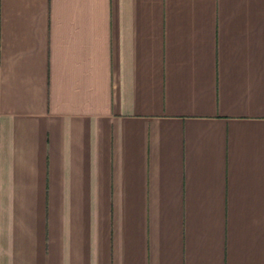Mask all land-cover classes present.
Instances as JSON below:
<instances>
[{
    "label": "crops",
    "instance_id": "1",
    "mask_svg": "<svg viewBox=\"0 0 264 264\" xmlns=\"http://www.w3.org/2000/svg\"><path fill=\"white\" fill-rule=\"evenodd\" d=\"M0 264H264V0H0Z\"/></svg>",
    "mask_w": 264,
    "mask_h": 264
}]
</instances>
